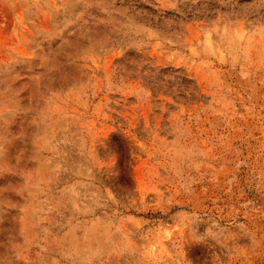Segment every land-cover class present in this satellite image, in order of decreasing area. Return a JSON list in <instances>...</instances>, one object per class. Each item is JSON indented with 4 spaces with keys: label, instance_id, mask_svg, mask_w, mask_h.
<instances>
[{
    "label": "rangeland",
    "instance_id": "1",
    "mask_svg": "<svg viewBox=\"0 0 264 264\" xmlns=\"http://www.w3.org/2000/svg\"><path fill=\"white\" fill-rule=\"evenodd\" d=\"M0 264H264V0H0Z\"/></svg>",
    "mask_w": 264,
    "mask_h": 264
},
{
    "label": "clouds",
    "instance_id": "2",
    "mask_svg": "<svg viewBox=\"0 0 264 264\" xmlns=\"http://www.w3.org/2000/svg\"><path fill=\"white\" fill-rule=\"evenodd\" d=\"M209 237H212L214 238L215 237V234L214 233H210L206 230V232L203 234V236L201 237L202 239H206V238H209Z\"/></svg>",
    "mask_w": 264,
    "mask_h": 264
}]
</instances>
